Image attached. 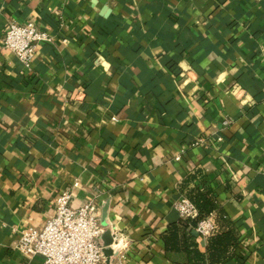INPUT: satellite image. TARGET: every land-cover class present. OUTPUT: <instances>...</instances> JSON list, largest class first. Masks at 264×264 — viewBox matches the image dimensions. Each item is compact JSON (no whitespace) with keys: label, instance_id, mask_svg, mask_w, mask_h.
<instances>
[{"label":"crops","instance_id":"crops-1","mask_svg":"<svg viewBox=\"0 0 264 264\" xmlns=\"http://www.w3.org/2000/svg\"><path fill=\"white\" fill-rule=\"evenodd\" d=\"M27 20L52 35L30 66L3 45ZM197 169L240 236L225 264H264V0H0V264L67 188L130 264H195L162 234Z\"/></svg>","mask_w":264,"mask_h":264},{"label":"built area","instance_id":"built-area-1","mask_svg":"<svg viewBox=\"0 0 264 264\" xmlns=\"http://www.w3.org/2000/svg\"><path fill=\"white\" fill-rule=\"evenodd\" d=\"M52 35L40 28L34 21L12 22L3 38V45L13 50L21 63L30 66L37 55L40 43L49 42ZM232 123L226 118L224 126ZM181 156L178 155L177 159ZM74 189L67 188L57 197L54 212L41 226H30L20 232L17 248L27 260L22 264H130L125 249L120 246L119 235H112L111 245L115 254L108 261L103 239L106 226L100 207L91 200L83 205H74ZM184 219L199 215L197 206L186 196L176 203ZM214 229L213 221L207 217L199 221L197 231L206 238ZM117 245V249L114 246ZM128 248V247H127Z\"/></svg>","mask_w":264,"mask_h":264},{"label":"trees","instance_id":"trees-1","mask_svg":"<svg viewBox=\"0 0 264 264\" xmlns=\"http://www.w3.org/2000/svg\"><path fill=\"white\" fill-rule=\"evenodd\" d=\"M179 189L197 206L199 215L170 223L162 234L166 253H184L188 261L195 264H225L235 258L240 245L237 226L207 183L202 169L189 173L179 184ZM207 217L213 221L214 229L205 238L207 250L202 251V236L195 231L199 221Z\"/></svg>","mask_w":264,"mask_h":264},{"label":"water","instance_id":"water-1","mask_svg":"<svg viewBox=\"0 0 264 264\" xmlns=\"http://www.w3.org/2000/svg\"><path fill=\"white\" fill-rule=\"evenodd\" d=\"M106 10H107L106 7H104L102 12L104 13V12H106ZM195 234L199 235V232L195 231ZM103 239H104V242L106 245L105 254H106L108 261H109L111 256L113 255V249H112L111 245L114 243V238H113L110 231H106L104 236H103Z\"/></svg>","mask_w":264,"mask_h":264}]
</instances>
